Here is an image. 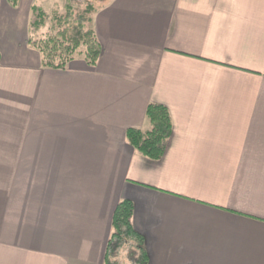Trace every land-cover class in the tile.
I'll list each match as a JSON object with an SVG mask.
<instances>
[{"label":"crops","instance_id":"obj_1","mask_svg":"<svg viewBox=\"0 0 264 264\" xmlns=\"http://www.w3.org/2000/svg\"><path fill=\"white\" fill-rule=\"evenodd\" d=\"M39 1L0 0V264H105L123 200L146 264H264V0H106L64 70L27 43ZM151 103L158 161L126 139Z\"/></svg>","mask_w":264,"mask_h":264},{"label":"trees","instance_id":"obj_2","mask_svg":"<svg viewBox=\"0 0 264 264\" xmlns=\"http://www.w3.org/2000/svg\"><path fill=\"white\" fill-rule=\"evenodd\" d=\"M17 2L18 0H8L11 7H15ZM73 2L74 0H66L65 16L53 18L57 28L61 27V31L58 30L55 35L28 39V45L40 54L41 66L45 69L64 70L76 56H82L87 65L93 66L99 57L101 49L92 25L85 28L86 23L92 24V18L84 15L73 18ZM31 12L35 20L30 24V28L38 31L44 26L48 16L35 5L32 6ZM85 12L91 14L94 11L91 6H88ZM81 47H83L82 50H80ZM145 117L150 124V129L147 131L130 129L126 132V139L140 155L158 161L165 152L172 132L171 118L164 106L152 103L147 106ZM132 215L133 205L128 200L121 201L115 207L105 264H116L110 258L112 249L127 243H133L138 251L135 264L147 263L143 238L133 229Z\"/></svg>","mask_w":264,"mask_h":264},{"label":"rangeland","instance_id":"obj_3","mask_svg":"<svg viewBox=\"0 0 264 264\" xmlns=\"http://www.w3.org/2000/svg\"><path fill=\"white\" fill-rule=\"evenodd\" d=\"M106 0H74L72 17L77 18L79 15H84L87 18H92L94 12L103 5ZM66 0H40L37 6L48 16V19L38 31H34L30 28V37L39 38L47 35H55L61 27L57 28L54 21V17H63L66 14L65 11ZM88 6H91L93 11L91 14L85 12ZM35 20V16L32 14L30 24ZM91 27L90 23L85 24V28ZM63 30V29H62ZM61 31V30H60ZM83 47L80 48L82 50ZM138 251L134 247L133 243H127L121 245L119 248L112 249L111 259L116 264H134Z\"/></svg>","mask_w":264,"mask_h":264}]
</instances>
